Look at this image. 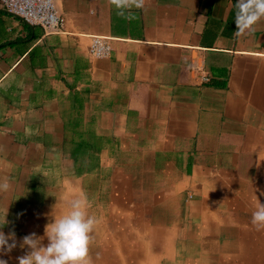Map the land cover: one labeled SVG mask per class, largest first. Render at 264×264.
Returning <instances> with one entry per match:
<instances>
[{"label":"crops","instance_id":"obj_1","mask_svg":"<svg viewBox=\"0 0 264 264\" xmlns=\"http://www.w3.org/2000/svg\"><path fill=\"white\" fill-rule=\"evenodd\" d=\"M234 2L56 0L65 30L46 34L0 1V220L18 244L0 258L83 197L88 264H264V18L234 35Z\"/></svg>","mask_w":264,"mask_h":264},{"label":"clouds","instance_id":"obj_2","mask_svg":"<svg viewBox=\"0 0 264 264\" xmlns=\"http://www.w3.org/2000/svg\"><path fill=\"white\" fill-rule=\"evenodd\" d=\"M120 7V0H116ZM136 7L142 6V0H136ZM234 35L242 36L255 30L254 26L264 18V0H235ZM8 184L0 183V190H6ZM86 198L78 197L68 202V209L59 216L52 215L44 226L43 235L35 232L24 235L19 247L25 249L23 255L16 257L18 264H88L92 233L96 218L88 214ZM8 223L0 220V256L11 253L17 244L16 233L7 234L2 230ZM251 223L258 229L264 228V203L252 212ZM45 241H47L45 243ZM0 264L8 260L0 258Z\"/></svg>","mask_w":264,"mask_h":264},{"label":"built area","instance_id":"obj_3","mask_svg":"<svg viewBox=\"0 0 264 264\" xmlns=\"http://www.w3.org/2000/svg\"><path fill=\"white\" fill-rule=\"evenodd\" d=\"M4 10L22 22L41 27L46 34L63 33L65 18L61 15L56 0H1ZM112 48L108 40L92 37L89 54L96 59H105L111 55ZM203 81H207L203 77Z\"/></svg>","mask_w":264,"mask_h":264},{"label":"trees","instance_id":"obj_4","mask_svg":"<svg viewBox=\"0 0 264 264\" xmlns=\"http://www.w3.org/2000/svg\"><path fill=\"white\" fill-rule=\"evenodd\" d=\"M86 148H88V147L87 146H80L79 151H84Z\"/></svg>","mask_w":264,"mask_h":264},{"label":"water","instance_id":"obj_5","mask_svg":"<svg viewBox=\"0 0 264 264\" xmlns=\"http://www.w3.org/2000/svg\"><path fill=\"white\" fill-rule=\"evenodd\" d=\"M1 1V0H0Z\"/></svg>","mask_w":264,"mask_h":264}]
</instances>
